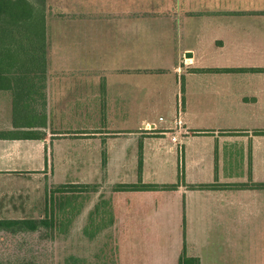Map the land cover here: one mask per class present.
<instances>
[{
	"label": "crops",
	"instance_id": "1",
	"mask_svg": "<svg viewBox=\"0 0 264 264\" xmlns=\"http://www.w3.org/2000/svg\"><path fill=\"white\" fill-rule=\"evenodd\" d=\"M102 4L133 3L54 7ZM160 7L154 19L44 17V98L0 88V218L10 190L38 200L46 185L86 186L82 231L110 232L116 264H177L183 248L200 264H260L243 247L264 230V186H251L264 184V0ZM154 23L171 46L161 66L136 61L137 30ZM139 182L159 187L117 188Z\"/></svg>",
	"mask_w": 264,
	"mask_h": 264
},
{
	"label": "rangeland",
	"instance_id": "2",
	"mask_svg": "<svg viewBox=\"0 0 264 264\" xmlns=\"http://www.w3.org/2000/svg\"><path fill=\"white\" fill-rule=\"evenodd\" d=\"M28 1L36 11V14H34L40 17L44 16L48 21L61 17L78 18L81 16H84V18L99 17L101 18L100 20L124 16H135L136 18L150 17L154 19L162 16L161 0H130L133 3L130 7L118 8H111L106 6V4H102L105 6L101 8H89L87 11L77 8L54 7V4L59 5L65 0ZM183 1L191 4L193 0ZM42 5L44 7H41ZM177 6L178 4H175V9ZM173 13V7H170L169 14ZM156 24L158 23H154V26L150 29L142 28L139 32L137 30V38L140 39L147 36V39H150L147 40V46H144L143 40L139 41L138 39L137 62L148 63L152 66H161L168 63L170 58L169 49L171 48L170 41L168 40L166 30ZM107 26L109 25H106V32H102L103 35H117L116 30L113 29L114 27ZM30 75L33 76V74ZM23 89L28 93L25 88ZM35 96L36 99L40 98L38 94ZM32 108H35V106H32ZM58 187L51 186L48 188L46 185L45 191H43L42 196L38 200L22 192L13 194L10 190L8 200L1 205V208H3V213L1 214L4 217L41 218L50 216L54 222L52 227H43L35 232H0V264L18 262L35 264H116L114 260V256H117L114 247L115 240L110 232L101 231L90 238L88 236L92 233L82 231L80 210L84 196L81 195L80 191L67 190L57 191L55 194L54 192H56ZM55 196H59L56 207L60 209L58 208L57 212H55L56 209L54 208ZM248 233L247 247H243V252L245 253L244 260L250 263L260 262V264H264V230L260 229V232H257L256 229H253ZM234 235L237 234L234 233ZM238 250L241 251L242 249Z\"/></svg>",
	"mask_w": 264,
	"mask_h": 264
},
{
	"label": "trees",
	"instance_id": "3",
	"mask_svg": "<svg viewBox=\"0 0 264 264\" xmlns=\"http://www.w3.org/2000/svg\"><path fill=\"white\" fill-rule=\"evenodd\" d=\"M41 7H44V5ZM34 13L36 14V11L28 0H0V88L5 86L6 82L10 86L13 83L17 97L23 96V93L29 95L23 89L25 88L28 92L38 94L42 100L44 98L42 90L44 88L45 72V25L44 16L40 17ZM253 70L259 71L260 68H253ZM30 74H33V76ZM41 104L44 103L41 102ZM255 132L264 134V130ZM138 169H140V165ZM211 186L213 185H198V187L203 188ZM251 186L260 188L264 184H251ZM157 187L159 186L140 182L117 186L120 189L130 190L154 189ZM162 187H167V185ZM85 189L86 186L60 185L56 191H82ZM53 222L54 220L50 216L41 218H0V232H35L43 227H52ZM11 264L35 263L18 262ZM177 264H200V262L198 257L188 256L185 253V248H183Z\"/></svg>",
	"mask_w": 264,
	"mask_h": 264
},
{
	"label": "built area",
	"instance_id": "4",
	"mask_svg": "<svg viewBox=\"0 0 264 264\" xmlns=\"http://www.w3.org/2000/svg\"><path fill=\"white\" fill-rule=\"evenodd\" d=\"M151 127V125H146V128H150Z\"/></svg>",
	"mask_w": 264,
	"mask_h": 264
}]
</instances>
